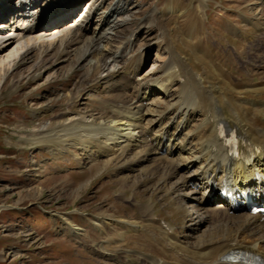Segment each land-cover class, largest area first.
Here are the masks:
<instances>
[{"label": "bare ground", "instance_id": "6f19581e", "mask_svg": "<svg viewBox=\"0 0 264 264\" xmlns=\"http://www.w3.org/2000/svg\"><path fill=\"white\" fill-rule=\"evenodd\" d=\"M8 1L5 0L4 3ZM31 2L32 0H28V3ZM81 2L82 0H47L44 5L43 2L35 4L36 13L38 12L35 26L27 30L23 28L31 19L25 18L26 16L23 19L19 17L18 20L24 21L16 26L15 22L10 24L9 20L0 23L1 29L7 27L4 32L7 39L0 44V57L9 51L15 41L23 43L20 48L10 52L8 62L0 61V73H9L11 64L14 66L13 73L21 64L24 65L33 51L39 50L40 59L34 64L33 71L45 72L48 78L55 77L57 71L53 58L49 57L50 51L58 46L61 48L66 41V47L61 52L66 57L74 52L78 56L77 61L84 64V75L75 84L76 91L69 92L68 96L74 101L78 98L81 87H98L93 84L97 82L99 85L98 75L105 69L108 60L113 55L126 51L122 43L123 25L114 19L128 13L124 10L127 1L118 0L104 9L101 7H104L106 0H95V4L94 0L88 1L90 11L93 7H98L105 12L98 22L103 21V24L100 27L97 25L92 31L89 27L93 17L91 14L77 26L67 22L54 28L52 34L41 23L45 17L67 11ZM177 2L167 0L165 13L158 20V25H155L159 33L155 46L151 47V42L143 38L141 47L144 49L138 59H134L123 70L114 72L116 79L100 95L102 100L109 98L112 102L105 103L108 113H95L90 109L83 111L74 101L72 107L46 128L34 126L27 135L20 131L21 140L53 146H58L62 141L63 146L69 148L82 146L87 154L86 164L99 162L106 156L108 165L114 158L120 159L126 155L129 150H137L136 157L131 159L132 163L151 161L152 176L148 178L154 180L158 176V188L163 189L161 184L179 175L176 192L188 178L190 182L203 183L213 192L212 197H207L205 193L197 195L192 190L190 202L194 204L193 208L197 212L205 210L209 217L200 219L194 224V229L191 227V231H199L213 220L219 223L205 231L200 240L194 241L190 240L191 237L189 240L178 237L176 229L156 219L153 208L148 205H143L142 218L130 215L119 219L116 214L97 216L95 220H91L93 217L88 218L94 228L84 234L77 232L81 229L73 227L72 220L62 217L66 223L65 231L75 238L86 237L94 245V251L98 250V254L108 261L125 264H244L229 259L237 251L250 253L264 261L263 216L245 213L244 210L249 207L247 203L235 209L233 199L224 198L226 203L219 202L223 200L219 192L223 187L232 190L236 196L247 192L253 200H264V196L254 197L256 195L253 194L264 191V78L252 86L243 81L237 82L216 60L204 39L192 42V39L201 36V32L206 33L201 25L205 15L203 0H200V7L196 9L194 17L192 15L193 18L189 11L181 10L180 7L177 9ZM4 3H1L3 6L0 4V14L7 19L4 11L11 7V3ZM16 5L13 7H19ZM35 7L33 8L36 9ZM43 12L44 15L39 17ZM176 13L184 19L191 17L189 21L192 35L188 43L183 41L175 28ZM141 27L142 25L133 30V36L138 34L141 38ZM42 48L44 51H40ZM151 49L157 52L161 71L168 77L167 81L158 77L157 80L151 79L152 81L136 78L135 74L141 70ZM16 56L20 57L18 63ZM27 71L32 79L34 75H31V69ZM22 75L24 73L20 72L21 78ZM175 86L179 90L174 100L167 102L164 108L146 109V112H153V116H156L151 119L149 126L140 128L145 117L143 102L147 100V97L142 98L143 89L160 90L161 93L171 95ZM34 111L39 117H44L48 109L42 105ZM172 121L176 122V126L171 131ZM25 127L19 129L23 130ZM139 128L141 135L137 134ZM146 135L152 137L151 142ZM231 135L235 136L239 144L236 152H233L228 141ZM163 148H168L169 154L163 155ZM197 163L199 166L190 174ZM256 172L262 176L256 177ZM181 200L183 199L179 196L175 203L182 210L184 206L179 204ZM255 235H259V239H255Z\"/></svg>", "mask_w": 264, "mask_h": 264}, {"label": "rangeland", "instance_id": "374dc122", "mask_svg": "<svg viewBox=\"0 0 264 264\" xmlns=\"http://www.w3.org/2000/svg\"><path fill=\"white\" fill-rule=\"evenodd\" d=\"M17 1L9 0L4 3L5 0H0V4L11 3L10 8H13ZM46 1H42V4ZM88 1L90 0H82L80 6L63 11L64 14L56 17L58 19L49 18L47 31L52 34L54 28L67 22L77 26L85 16L82 12L93 16L89 24L92 31L97 25L100 27L103 24V21L98 23L105 14L103 9L114 5L118 0H106L104 7H101L103 9L93 7L91 11ZM126 1L124 10L128 13L114 19L123 25L122 43L125 44L123 48L126 47V51L122 54L119 52L108 60L105 69L98 75L99 85L97 82L93 84L98 87H81L79 96L74 101L83 111L90 109L95 113H108L105 103L112 102L109 98L102 100L100 95L116 79L114 72L123 70L134 59H138L143 52L144 47L141 46L145 38L151 42V47L155 46L154 42L159 34L156 26L165 13L167 0ZM179 1L176 3L177 9H185L194 17L200 7V0ZM202 5L205 15L201 25L206 33L201 32V36L192 39V42L204 39L216 60L237 82L243 81L252 86L263 79L264 0H203ZM1 10L3 12L4 8ZM175 15V28L185 43L190 42L191 17L184 19L179 13ZM0 17V23L8 20L2 18L3 14ZM141 25V38L138 34L133 36V30ZM65 43L66 41L61 48L58 46L50 51L49 57L53 58L57 71L55 77L48 78L45 72L33 71L34 64L40 59L39 50L33 51L24 65L21 64L13 73V64L9 73H0V264H125L108 261L98 254V250L94 251V245L86 237L75 238L69 234L65 231L66 223L63 219L66 217L72 220L73 227L81 229L77 232L84 234L94 228L88 218L93 217L91 220H95L97 216L106 214H116L119 219L130 215L142 218L143 205L153 208L155 218L164 225L175 228L181 239L189 240L191 237V241L200 240L205 231L219 223L213 220L199 231H191V227L194 229V224L200 219L209 217L205 210L197 212L193 208L194 204L190 202L192 190L197 195H210L208 191L206 193L205 190L194 189L189 178L179 186L177 192L175 187L180 179L179 175L167 179L161 184L163 189H160L156 183L158 176L154 180L148 178L152 176L151 161L132 163L131 159L136 157L137 150H129L126 155L120 159L114 158L108 165L106 156L99 162L86 164L87 154L82 146L69 148L63 146L62 141L58 146H53L21 140L20 131L27 135L34 126L46 128L75 104L68 95L69 92L76 91L75 84L84 75V64L77 61L78 56L74 52L69 53V57L61 52L66 47ZM22 45V42L15 41L9 51L1 55L0 61L8 62L10 52ZM43 49L40 51H44ZM58 49L60 52L57 53ZM150 52L139 73L135 74L136 78L152 81L151 79L157 80L158 77L167 81L168 77L161 71L157 52L155 49ZM15 59L18 63L20 57L16 56ZM29 69L31 75H34L32 79L27 75ZM20 72L24 73L23 78L20 77ZM178 90L176 86L173 87L170 95L161 93L160 90H153L154 93H151L152 90L143 89L142 98L147 97V100L143 102L145 117L140 128L149 126L151 119L156 116H153V112H146V109L166 107L167 102L174 100ZM155 101L162 103L155 104ZM42 105L48 111L46 116L39 117L34 110ZM22 126L26 127L19 129ZM175 126L176 122L171 126V131ZM140 128L137 130L138 135H141ZM147 136L151 142L152 137ZM169 152L168 148L161 151L163 155ZM198 166L199 163L195 164L190 174ZM179 196L183 199L179 203L184 206L182 210L175 203ZM259 237L255 235V239Z\"/></svg>", "mask_w": 264, "mask_h": 264}]
</instances>
